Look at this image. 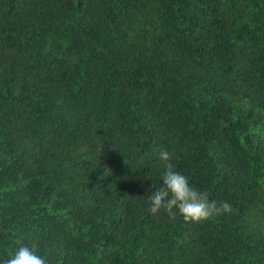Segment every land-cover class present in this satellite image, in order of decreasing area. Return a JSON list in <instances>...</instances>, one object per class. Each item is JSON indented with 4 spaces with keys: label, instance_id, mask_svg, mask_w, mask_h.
<instances>
[{
    "label": "trees",
    "instance_id": "obj_1",
    "mask_svg": "<svg viewBox=\"0 0 264 264\" xmlns=\"http://www.w3.org/2000/svg\"><path fill=\"white\" fill-rule=\"evenodd\" d=\"M161 150L232 211L152 214ZM24 245L264 264V0H0V264Z\"/></svg>",
    "mask_w": 264,
    "mask_h": 264
},
{
    "label": "clouds",
    "instance_id": "obj_2",
    "mask_svg": "<svg viewBox=\"0 0 264 264\" xmlns=\"http://www.w3.org/2000/svg\"><path fill=\"white\" fill-rule=\"evenodd\" d=\"M163 164L161 186L152 190L149 211L157 214L163 210L169 215H179L188 222H202L218 214L232 211L228 201L217 202L210 198L207 191L194 187L189 178L177 170L173 164V153L161 150L158 153ZM149 190V191H150ZM148 191V192H149ZM5 264H48L46 258L39 254L34 246H20L6 260Z\"/></svg>",
    "mask_w": 264,
    "mask_h": 264
}]
</instances>
